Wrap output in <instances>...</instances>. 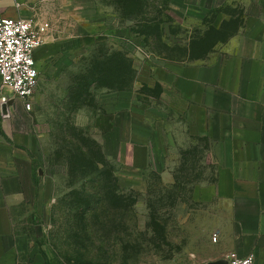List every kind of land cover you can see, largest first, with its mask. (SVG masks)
Here are the masks:
<instances>
[{"label": "rangeland", "instance_id": "rangeland-1", "mask_svg": "<svg viewBox=\"0 0 264 264\" xmlns=\"http://www.w3.org/2000/svg\"><path fill=\"white\" fill-rule=\"evenodd\" d=\"M93 4L86 25L93 42L36 63L33 105L29 111L20 105V128L36 141L30 240L46 264H188L216 226L211 203L193 195L195 186L215 179L207 141L183 139L178 126L183 140L169 152L171 176L148 168L129 172L122 184L99 120L116 91L131 89L152 114L177 120L159 82L161 68L212 60L227 51L220 45L231 33L212 30L215 17H184L180 0ZM162 120L147 122L166 126Z\"/></svg>", "mask_w": 264, "mask_h": 264}, {"label": "crops", "instance_id": "crops-1", "mask_svg": "<svg viewBox=\"0 0 264 264\" xmlns=\"http://www.w3.org/2000/svg\"><path fill=\"white\" fill-rule=\"evenodd\" d=\"M180 1L184 17H215L211 29L231 33L220 45L227 51L204 62L167 61L161 68L159 82L177 120L152 114L132 89L116 91L99 120L104 150L120 163L122 184L129 172L148 168L168 179L169 152L183 139L204 138L215 179L195 186L193 195L211 203L216 226L188 264H220L230 252L264 264V0ZM93 6V0H0V14L49 24L34 52L38 63L93 42L86 26ZM20 105L25 110L19 100L0 110V264H24V256L27 264H46L27 228V210L37 202L30 156L36 141L20 128ZM149 118H166V126H151Z\"/></svg>", "mask_w": 264, "mask_h": 264}, {"label": "built area", "instance_id": "built-area-1", "mask_svg": "<svg viewBox=\"0 0 264 264\" xmlns=\"http://www.w3.org/2000/svg\"><path fill=\"white\" fill-rule=\"evenodd\" d=\"M48 28L47 22L0 14V110L16 100L23 103L25 110L31 109L39 81L34 52L44 44ZM220 264L257 262L251 254L239 257L230 252Z\"/></svg>", "mask_w": 264, "mask_h": 264}, {"label": "water", "instance_id": "water-1", "mask_svg": "<svg viewBox=\"0 0 264 264\" xmlns=\"http://www.w3.org/2000/svg\"><path fill=\"white\" fill-rule=\"evenodd\" d=\"M8 105H10V104H8ZM4 110H5V108H4Z\"/></svg>", "mask_w": 264, "mask_h": 264}, {"label": "trees", "instance_id": "trees-1", "mask_svg": "<svg viewBox=\"0 0 264 264\" xmlns=\"http://www.w3.org/2000/svg\"><path fill=\"white\" fill-rule=\"evenodd\" d=\"M124 13H125V11H124Z\"/></svg>", "mask_w": 264, "mask_h": 264}]
</instances>
